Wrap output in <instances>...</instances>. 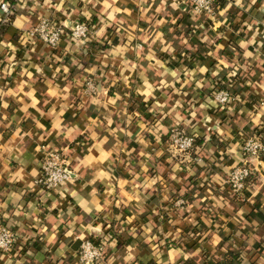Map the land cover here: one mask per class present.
Segmentation results:
<instances>
[{
    "label": "clouds",
    "instance_id": "9594fccd",
    "mask_svg": "<svg viewBox=\"0 0 264 264\" xmlns=\"http://www.w3.org/2000/svg\"><path fill=\"white\" fill-rule=\"evenodd\" d=\"M128 2L129 0H118V3L117 0H84L83 9L76 7L80 0H55V2L53 0H19L16 5L19 9H26L29 16L34 14L39 21L38 26L33 28L24 16L16 19L13 26L26 29L19 41L22 45L34 43V37L38 33L40 39L55 48L60 43V37L65 35L66 29H70L72 32L67 41L68 47L64 49L65 53L69 54L86 50L92 41L98 45H111L112 41L106 35L108 28H113L117 34L126 35L127 42L122 40L120 47L113 46L106 52L98 54L96 56L97 63L87 68L73 57L71 65H75L81 70V73L71 82L67 75L71 65L65 66L61 63L55 67L51 79L45 75V65L50 69L53 68L58 57H45L43 63H33L29 52H35V48H31L25 50L26 59L19 62L15 57L16 48L11 43L0 42V48L6 47L11 50V55L6 57L7 64L3 68L5 76H12L17 67L20 69L14 78L15 88H7V85H5L7 91L0 88V108L7 109L9 104L3 98L12 97L17 104L21 105L17 111L23 112V116L13 115L9 119L6 112L0 111V127L9 130L15 125L11 140L4 146L6 153L4 159H15L22 164L21 154L24 144L35 142L39 145L40 141L53 136L61 145L58 152L55 143H49L48 148L52 151L46 152L44 162L41 163L33 159L36 167L25 174L28 177L36 178L39 175L38 169L42 168L47 173V179L43 182L49 189H52V192L45 193L41 190L38 193V201L28 203L24 210L18 203L25 194L23 191L19 194L15 191L0 193V196L4 197L0 202V264H64V260L61 258L65 256V252L76 256V253H72L68 247L75 240L84 241L81 245L83 252L79 255L76 264H116L117 261L119 264H129L134 259L135 245L129 247L126 254H118L113 251L105 255L109 249L115 250L117 243L111 235L104 234L107 230L105 224L111 227L110 217L113 206L127 207L128 201L138 199L144 193L137 194L135 188L132 189V195L124 193L123 185L129 182L117 179L114 175L115 170L121 166L127 168L133 160L132 153L135 152L136 164L140 171L138 174L133 171V176L144 177L147 169L151 168V162L167 153L170 165L169 179L177 180V170L181 165L187 166L190 152L186 150L190 149L193 143L192 139L185 137V133H190L195 139L201 135L199 131L201 126L206 129L203 134L205 144H208L211 138L209 134L216 135L221 142H227V149L221 152L220 163L217 164L225 179L222 180L221 174H217L212 177L214 181L221 184L231 183L233 192L230 195H238L240 199H245L242 190L251 191L252 197H255L260 188H264V160L261 159L264 157V131H262L264 130V81L259 85H252L253 88H259L260 91L256 94L260 99L253 103L251 110L244 107L249 103V93H243L244 98L242 99L240 95L233 97L225 91H211V95L204 96L203 102L193 96L192 100L186 102L187 107L183 100L189 95V92L185 91L186 86L194 84L192 92L208 89L211 84L210 77H217L223 68L229 67H231V71L227 75L231 80L232 77L237 76V71L241 68H244L245 71L248 70L250 65L247 60L245 64L241 65L233 59L229 65L225 59L219 58V64L216 65L215 70L210 72V77L201 75L210 71L207 66L197 65L191 70L184 67L183 64L175 70L166 67L171 61L177 59L173 47V43L177 39L185 48L191 49L188 39L182 35L179 38L174 35L176 28L172 26L176 25L177 20L185 14L189 15L194 22L192 35L200 31V36L197 39L210 46L206 55L217 57V53L223 48V45L218 44L217 41L221 38L227 40L225 33L218 29L223 26L226 31H231L228 26L230 10L235 11L237 22L241 16L248 15V20L243 22L241 30L244 31L246 37L249 33L251 36L246 40H241L239 47L245 50L243 53L245 58H252L254 62L260 60V56L264 55L260 52V49L264 48V31H261V28L264 27V0H227L223 8H214V0H158V2L157 0H130L138 9L135 16L132 15V10L126 6ZM29 3L31 7H29ZM52 9L64 17L63 19L57 18L59 26L55 22L51 24L48 22V16L54 15L51 12ZM0 13L9 16L12 14L11 5L7 0H0ZM94 14L99 18V22L92 25L91 30L85 24L72 19L73 16H82L90 22ZM118 14H121L119 18H117ZM207 20H211L212 24L206 29L204 22ZM142 21L148 23L147 30H139L138 26ZM162 26H167L171 40L166 39L165 34L161 31ZM180 27L183 28V25ZM138 32H143V35L137 34ZM209 33H215V36H210ZM258 36L261 38L259 41L257 40ZM133 40L137 41L134 45ZM250 45H256L255 54L247 50ZM213 47L214 50H211ZM159 53H167L170 60L158 58ZM41 56L43 53L37 56V60ZM145 62H147L146 67H143ZM126 72L128 75H125ZM149 72L151 75L146 74ZM61 73L64 75H60ZM133 73H135V78ZM181 75L183 79H181ZM57 80L64 81V87H61L56 82ZM38 81L40 84L37 83ZM176 84H179L180 87L177 88ZM82 85H86V87H81ZM231 86L230 83L229 87ZM72 88L76 89L75 95L70 92ZM113 89H115L113 94L108 96V91ZM157 92L159 96L155 94ZM37 95H39V99H37ZM77 96H79V103H75ZM139 97H143V99L140 100ZM173 97H180V99L173 100ZM149 99L153 103L151 107H148V112L156 113L152 121L146 124L138 110L131 114L128 113V106L131 103H142L147 107ZM196 103H199V108L195 107ZM74 105L83 110L81 121L83 122V133L86 135L82 142L77 143L76 147H71L70 144L65 146L64 141L74 140L76 135L80 134V128L69 122L61 129V117L68 108H72ZM93 105L97 106L94 111L103 117L99 123V117L97 120H92L88 115V109ZM29 108L35 109V113L29 112ZM209 108H218L219 111L226 109L230 116L235 114L232 124L240 129V140L231 136V127L228 124L222 126L219 119L208 115L207 109ZM237 108H239L238 113L236 112ZM198 115L199 119H197ZM49 118L52 120V127L45 129L41 120ZM165 118H170L167 126H165ZM25 120L32 122V127L27 131L21 128V124ZM113 123L116 127L110 128ZM180 125H183V128L178 127ZM245 127H248V132L243 131ZM118 132L124 139L123 144L117 138ZM104 133H108V135L105 136ZM148 133L155 137V145L151 139L147 138ZM3 134L0 132V136ZM165 135L168 136V139L164 145H161V137ZM110 140L113 143L110 145L109 151L104 152L102 145ZM133 141L140 145L139 151L135 148H127V145ZM70 148L72 153H75L76 148H79V155L70 154ZM93 150L99 152L100 155L94 157ZM41 151L42 148L39 146L35 150L37 153ZM196 151L199 155L192 163L206 168L207 165L200 158L205 153L200 149H196ZM212 151L209 149L207 156L211 162H215ZM225 156L236 161L230 168L224 166ZM81 157L83 158L81 159ZM74 160L78 163L71 170L64 167L65 164ZM238 165L242 166L238 167ZM4 171H8L7 165ZM23 171L24 169L21 167L14 174L9 172V179L11 181L24 180V176L21 175ZM256 174H258V186L246 187V184L242 183L246 177ZM189 175H191V171ZM158 180H160L159 175L151 180L145 179L142 184L136 185L134 178L131 184L141 189H148ZM76 181H80V183L77 184ZM97 181L100 183L98 184ZM40 183L39 179L25 180V190H35L34 185ZM66 196L73 197L74 202H67L65 211L63 206L66 203ZM125 196H127V200L124 199ZM164 199L167 200L168 197L165 196ZM213 199L215 198L213 197ZM227 205L228 201L225 200L223 206ZM77 206L79 207L77 208ZM216 206H220V201H216ZM53 210L58 213L55 217L52 215ZM139 210L143 211V208ZM237 215H240V212H237ZM21 216L30 221L28 229L21 226L23 222L17 219ZM111 218L119 221L121 225L131 222L130 220H121L120 216ZM85 219L86 222H82ZM132 219H135V215ZM49 222L51 223L50 232L46 226ZM93 224L96 226L93 227ZM61 227L64 237H71L72 240L60 241L55 253L46 255L51 252L50 246L55 240L57 229ZM153 227L155 225L145 228V237ZM33 228L36 229L35 232L31 231ZM119 230L123 232L125 229L120 227ZM41 234L44 235L41 236ZM91 234L102 237L104 247L99 250L93 249L92 245L85 240V236ZM239 235L238 232L237 236ZM35 236H41V239L47 241L39 253L30 246H26V242ZM158 237L163 238L158 240ZM169 237L174 241L177 239V234L172 232L165 234L162 229H158L150 239L158 241L156 246L160 248L168 242ZM215 242L214 239L212 243ZM169 246L171 245L169 244ZM250 246L251 241H249V248ZM249 248H245L241 254L243 264H264V253L257 250L253 255ZM163 254L160 251L155 253L157 257ZM169 255H180V252L177 250ZM157 264H160L159 260ZM163 264H171V260H165Z\"/></svg>",
    "mask_w": 264,
    "mask_h": 264
},
{
    "label": "crops",
    "instance_id": "0c3cea01",
    "mask_svg": "<svg viewBox=\"0 0 264 264\" xmlns=\"http://www.w3.org/2000/svg\"><path fill=\"white\" fill-rule=\"evenodd\" d=\"M220 1L219 8H223L226 5L227 0ZM7 2L10 3L12 7V14L9 16L0 13V42H3L4 44L11 43L13 47L16 48L15 57L16 61L19 62H23L26 59L24 55L25 50H30L31 48H35V52H29L32 56L33 63H43L45 57H58L59 59L56 64L53 65V68L50 69L45 65V75L48 76L49 79H51L52 71L55 67H58L61 63L65 66L71 65L73 57L87 68L97 63L96 56L98 54L106 52L113 46L120 47L122 40L127 42L126 35L117 34L113 28H108L106 29V35H108L109 39L112 41L111 45H98L95 41H92L87 46L86 50L75 54L65 53L64 51V49L68 47V37L63 39L59 48L56 50L49 48L44 43L35 39L34 43L22 45L19 41L24 35L26 29L14 27L13 25L16 19L24 16L28 19L29 24L33 28L37 26L39 21L34 14L29 16L26 9H19L16 7L19 0H7ZM53 2H55V0H53ZM126 6L132 10V15L135 16L138 12L135 5L129 0ZM29 7H31L30 3ZM76 7L78 9H83L84 0H80V3H78ZM51 12L54 13V15L50 14L48 19H51L54 22L59 23L57 18H64L61 17L60 13H56L55 9H52ZM121 14H118L117 18H119V15ZM72 19L78 20L81 24L89 25H94L99 22V18L95 14L92 16L90 22L86 21L82 16H73ZM247 20L248 15L245 14L244 16H241L239 22H237L235 11L230 10L228 26L231 28V31H226L223 26L218 29V31L225 33L227 40L221 38L217 41L218 44L223 45V48L217 53V57L206 55L210 50V46H208L206 42L202 43L200 39H197V37L200 36V31H197L195 35H192V25L194 22L190 19L189 15L185 14L177 20L176 25L172 26L176 28L174 35L177 38L182 35L185 39H188L191 49L185 48L184 45L180 44L179 39L173 43V47L175 48L174 55L177 59L166 65V67L171 70L180 68L181 64L189 70L195 68L197 65L207 66L210 71L201 75L210 77V72L215 70L216 65L219 64V58L225 59L229 65H231L233 59L237 60L241 65L245 64V61L247 60L250 65L247 71H245L244 68L237 71V76L232 77L231 80L227 75L228 72L231 71V67L223 68V65H221L223 71H221L217 77H210L211 84L208 89H200L197 92H192L191 89L194 87V84L186 86L185 91L189 92V95L183 98L185 101V107H187L186 102L192 100L193 96L200 100V102H203V98L206 94L211 95V91H217V83L226 84L228 82L231 83V81L233 83V97L240 95L243 99V93L250 94L248 97L249 103L244 105V107L251 110L253 103L260 99L256 94L260 91L259 88H253L252 85H259L264 81V63H261V61H264V55L260 56V60L254 62L252 58H245L243 55L245 50L239 47V42L241 40H246L251 36V33H249L246 37L244 31L241 30L243 22ZM211 24L212 21L207 20L204 22V27L207 29ZM181 25H183V28L180 27ZM138 28L139 30H147L148 23L142 21ZM161 31L165 34L166 39L171 40V35L168 34L167 26H162ZM261 31H264V27L261 28ZM237 33H239V35H237ZM137 34L143 35V32H138ZM209 35L214 37L215 33H209ZM189 36H191V39H189ZM260 39L261 38L258 36L257 40L259 41ZM136 42V40H133V45ZM140 42L142 43V41ZM211 50H214V47ZM247 50L255 54L256 45L248 46ZM260 52L264 53V48H261ZM41 53H43V56L37 60V56ZM10 55V49L6 47L0 48V88H4L5 91H7V88H15L14 78H16L17 72L20 70L19 67H17L16 71L12 73V76H5L3 68L7 64L6 57ZM126 55L129 54L126 53ZM129 58L131 57L129 56ZM158 58L162 60H170L167 53H159ZM146 63L147 62L144 63L143 67H146ZM80 73V69L75 65H71L69 67V72L67 73L69 82L78 78ZM146 74L151 75L150 72ZM60 75L64 74L61 73ZM117 75H119V73H117ZM125 75H128V73L126 72ZM133 77L135 78V73H133ZM157 79H159V77H157ZM169 79L172 78L169 77ZM181 79H183L182 75ZM249 81H251V84H249ZM56 82L59 83L61 87H64L65 85V82L62 80H57ZM37 83L40 84L39 81ZM5 85H7V88H5ZM81 87H86V85H82ZM176 87L179 88L180 85L176 84ZM25 91H27V88H25ZM113 91H115V89L108 91L107 95L111 96ZM70 92L75 95L76 89L72 88L70 89ZM155 94L159 96L158 92ZM3 99L9 104V107L7 109L0 108V111L6 112L9 119L13 115L23 116V112L17 111L21 105L17 104L12 97H4ZM37 99H39V95H37ZM138 99L142 100L143 97H139ZM176 99H180V97H173V100ZM75 103H79V96L76 97ZM152 103L153 101L149 99L146 107L145 104L133 102L128 106V113L131 114L133 111L138 110L139 115L143 117L147 124L152 121L153 117L156 115L155 112H148V107H151ZM169 103L171 104V101ZM37 106L39 107V105ZM96 107V105L91 106V108L88 109V115L92 120H97L99 117V123L103 120V117L99 116V113L94 111ZM195 107L199 108V103H196ZM28 111L35 113V109L29 108ZM82 111V109H78L74 105V107L68 108L61 117V129H63L64 125L69 122L78 125L80 128V134H77L74 140L64 141L65 146L70 144L71 147H76L78 142L84 140V135H86V133H83V122L81 121ZM101 111H103V109H101ZM238 111L239 108H237L236 112L238 113ZM207 112L208 115L212 116L214 119H219L222 126L228 124L231 127V136L236 140H240V129L232 124V121L235 119V114L230 116L226 109L224 111H219L218 108H209L207 109ZM199 118L198 115L197 119ZM169 119L170 118H165V126H167ZM41 123L44 125L45 129L52 127L51 118L48 120H41ZM193 123H196V121H193ZM30 127H32L31 120H25L21 124V128L24 131H27ZM115 127V123L110 125V128ZM178 127L183 128V125ZM14 129L15 125L9 130L0 127V132L4 133L3 136H0V193L15 191L19 194V192L23 191L25 194L21 197V200L18 203L22 205V210H24L27 208L28 203H36L38 201V193L43 190L37 185H34L35 190H25V180L39 179L40 177L41 168L38 169L39 175L36 178H31L25 175L36 167L33 163V159L42 163L46 152L52 151V149L48 148L49 143H55L58 152L61 145L55 140L54 136L49 137L47 140L40 141L39 145L35 142H29L22 146V164L15 159L5 160L4 156L6 153L4 152V146L9 140H11ZM248 130V127L243 129L244 132H248ZM136 131H138V128H136ZM199 131L201 135L196 137L197 141H199L197 149H200L201 152L205 153V155L200 158L204 160L205 165H207L206 168L192 163L199 155L196 151L197 155L194 156V153L189 156L187 166L181 165L177 170V180H170L168 176V170L170 168L167 160L168 154L165 153L158 160H153L151 162V168L147 169L144 177L138 175L134 177L133 171L137 174L140 171L136 164V153L134 152L132 153L133 160L127 168L121 166L115 170L114 175L117 179L129 182L123 185L124 193L132 195V189L135 188L137 194L143 192L144 195L139 196L138 199L128 201L127 207L121 205L119 208L115 206L111 208V217L120 216L121 220H130L131 222L121 225L119 221L110 217L111 227H108V225L105 224L107 230L104 234L106 236L111 235L112 239H115L117 243L115 250L109 249L106 255L113 251L118 254H126L128 248L135 245V252L133 253L134 259L129 262V264H157L158 260L160 261V264H163V261L165 260H171V264H218V262L223 261L224 259H231L229 257L230 253H234L238 256V260L234 264H243L241 254L244 252L245 248H249V241H251L249 251L253 255H255L257 250L264 253V247H262V245H264V239H261V237H264V199H262V197H264V188H260L255 197H252L251 191H246L244 194L245 199H240L239 196L230 195L232 191L228 183L221 184L214 181L212 177L217 174H221L222 180L225 179L222 170L217 167V164L220 163L221 152L227 149V142H221L217 139L216 135L209 134L211 138L208 144H205L203 134L206 129L201 126ZM188 134L191 135L190 133ZM257 134H260V132L258 131ZM104 135L107 136L108 133H104ZM117 138L120 140L121 144L124 143V139L119 132L117 133ZM147 138L151 139L153 145H155V137L151 133L147 134ZM167 139V135L162 136L160 142L161 145H164ZM25 140H27V138H25ZM112 143L113 141L110 140L102 145V150L108 152ZM38 146L42 148V151L37 153L35 150ZM127 148H135L139 151L140 145L133 141L127 145ZM209 149L213 150L212 155L215 158V162H211L207 156ZM13 151L15 152V150ZM69 152L72 155H79L80 149L76 148V152L72 153L70 148ZM99 155V152L93 150L94 157H98ZM82 158L83 157H81V159ZM262 160H264V157ZM235 162L234 159H229L228 156H225L223 161L224 166L229 168ZM77 163L78 161L74 160L69 164L71 165V168H73ZM6 165L8 167L7 172L4 171ZM21 167L24 169L21 173V175L24 176V180L11 181L9 179V172L14 174ZM190 171L191 175H189ZM157 175H159L160 180L152 185L151 188L141 189L136 187V185L142 184L145 179L151 180ZM257 176L258 174L255 175L248 186L257 185ZM134 178L136 180V185L131 184V181ZM76 183L79 184L80 181H76ZM97 183L99 184L100 182L97 181ZM221 188H223V191H221ZM145 196L147 197L146 199L144 198ZM165 196L168 197L167 200L164 199ZM213 197L215 199H213ZM3 199L4 197L0 196V202H2ZM124 199L127 200V196H125ZM225 200L228 201L227 206H223ZM179 201H183L184 204L178 205L177 203ZM216 201H220V206H216ZM65 202L66 203L63 207L66 211L67 202H74V198L66 196ZM49 203H51V201H49ZM78 207L79 206H77V208ZM140 208H143V211H140ZM241 209H243V211H240ZM237 212H240V215H237ZM52 215L53 217L58 215L57 211L53 210ZM134 215L135 219H132ZM17 219L23 222L21 226L28 229L30 221H27L23 216L17 217ZM82 222H86V219L82 220ZM150 225H155V227H153L152 231L147 233V237H145V228ZM46 226L50 232L51 223L49 222ZM95 226L96 225L93 224V227ZM120 227H123L125 230L121 232L119 230ZM133 229H135V232H133ZM158 229H162L165 234L168 232L177 234V239L173 241L171 240V237H169L168 242L160 248H157L156 245L158 241H152L150 237L153 234H156ZM31 231L35 232L36 229L33 228ZM238 232L240 233L239 236H237ZM43 235L44 234H41V236ZM41 236L32 237L26 242V246H30L37 253L41 252L47 242L46 240L41 239ZM162 238L163 237H158V240ZM88 239L95 240L99 243L100 241L103 242L102 237L96 234L86 235L85 240ZM214 239L216 242L212 243ZM65 240L71 241L72 238L64 237L63 229L61 227L57 229L55 240L50 246L51 252L46 255H52L55 253L56 249L59 247V242ZM83 243L84 241L82 240H75L68 245L71 252L76 253V256H72L70 253L65 252V256L61 258L64 260V264H76L78 253ZM169 244L171 246H169ZM177 250L180 252V255H169V253H174ZM157 251L163 252L164 254L157 257L155 255ZM193 253H195V255H192ZM185 256H187V259H185ZM116 264H119V262L117 261Z\"/></svg>",
    "mask_w": 264,
    "mask_h": 264
},
{
    "label": "built area",
    "instance_id": "2783aa9c",
    "mask_svg": "<svg viewBox=\"0 0 264 264\" xmlns=\"http://www.w3.org/2000/svg\"><path fill=\"white\" fill-rule=\"evenodd\" d=\"M216 1H217V0H214L213 7L215 6ZM11 12H12V7H11ZM6 15H7V14H6ZM48 22H49V24H51V23H53L54 21L51 20V19H48ZM55 23H57V22H55ZM38 24H39V23H38ZM38 24H37V26H38ZM57 25L59 26V23H57ZM85 26L88 27L90 30H91V28H92V25H89V24H85ZM35 27H36V26H35ZM71 35H72L71 30H70V29H66V30H65V35H62V36L60 37V43H59V44L57 45V47H55V48L51 47L50 45L46 44L45 41H43L42 39H40L38 33L36 34V36L34 37V39H35V40H38V41H40V42H42V43H44V44L47 45L49 48L56 50V49L59 48V46H60L61 42L63 41V39H64L65 37H68V38H69ZM223 91H224V90H223ZM216 92H220V91H216ZM225 92H227V91H225ZM228 94H229L230 96H232L229 92H228ZM185 137L188 138V139H192V140H193L192 147H191L190 149L186 150V151L190 152V155H191V154L194 152V149H195L196 139H193L192 136L189 135L188 133H185ZM45 156H46V155H45ZM62 158H63V157H62ZM261 158H262V157H261ZM44 160H45V157H44V159H43V162H44ZM194 160H195V159H194ZM43 162H42V163H43ZM240 166H242V165H238V167H240ZM64 167H67L69 170L72 169V168H71V165H70L69 163H68V164H65ZM254 177H255V175H250L249 177H246L245 180L242 181V183H245V184H246V187H248L249 183L251 182V178H254ZM45 179H47V173H45L44 170L41 168L40 177H39V180H41V183L38 184L37 186H39L40 188H42L43 191H45V192H52V189H49V188L47 187V185L43 182ZM228 185H229L231 191L233 192V185H232L231 183H228ZM242 191H243L244 194L246 193L245 190H242ZM237 196H238V195H237ZM180 202H181V201H179L177 204H178V205H183V204H184V202H183V203H180ZM87 241L92 245V248H93V249L99 250L100 248L104 247V244H103L102 241H100V243L97 242V241H95V240H92V239H88ZM82 252H83V248L81 247V249H80V251H79V253H78V259H79V255H80ZM105 255H106V253H105Z\"/></svg>",
    "mask_w": 264,
    "mask_h": 264
},
{
    "label": "trees",
    "instance_id": "16d2710c",
    "mask_svg": "<svg viewBox=\"0 0 264 264\" xmlns=\"http://www.w3.org/2000/svg\"><path fill=\"white\" fill-rule=\"evenodd\" d=\"M220 3H221V1L220 0H217L216 1V4H215V6H214V8H219L220 7ZM229 84H230V82H228V83H226V84H224V83H217V85H216V88H217V91H227V92H229L231 95H233L232 93V86L231 87H229ZM233 83H232V81H231V85H232ZM259 135V134H258ZM196 139V143H195V149H194V152L191 154V155H193L194 153V156L195 155H197L196 154V149H197V146L199 145V141H197V138H195ZM263 158V157H262ZM261 158V159H262ZM252 179L253 178H251V181H252ZM229 257L231 258V259H224L223 261H220V262H218V264H234L237 260H238V256L237 255H235L234 253H230V255H229Z\"/></svg>",
    "mask_w": 264,
    "mask_h": 264
}]
</instances>
